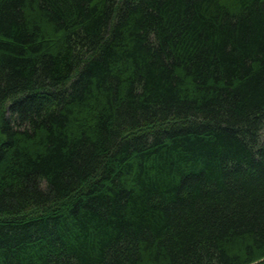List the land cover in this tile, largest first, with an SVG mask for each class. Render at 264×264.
Wrapping results in <instances>:
<instances>
[{"label":"trees","instance_id":"obj_1","mask_svg":"<svg viewBox=\"0 0 264 264\" xmlns=\"http://www.w3.org/2000/svg\"><path fill=\"white\" fill-rule=\"evenodd\" d=\"M0 264H264V0H0Z\"/></svg>","mask_w":264,"mask_h":264}]
</instances>
